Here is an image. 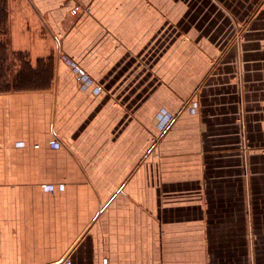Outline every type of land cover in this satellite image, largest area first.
Segmentation results:
<instances>
[{"label": "crops", "instance_id": "obj_1", "mask_svg": "<svg viewBox=\"0 0 264 264\" xmlns=\"http://www.w3.org/2000/svg\"><path fill=\"white\" fill-rule=\"evenodd\" d=\"M0 264H264V0H0Z\"/></svg>", "mask_w": 264, "mask_h": 264}, {"label": "built area", "instance_id": "obj_2", "mask_svg": "<svg viewBox=\"0 0 264 264\" xmlns=\"http://www.w3.org/2000/svg\"><path fill=\"white\" fill-rule=\"evenodd\" d=\"M57 43H58V47L60 48V41H57ZM67 60L69 61L70 65L72 66L74 71L79 75V79L82 83L83 88H87L88 86L93 84L92 77L88 73H86L80 66H78L76 61H74L70 58H67ZM101 89H102L101 86H97L95 88V91L100 92ZM188 109L190 110V112L196 113L197 109H198V101H195V100L189 101ZM174 120H175V114L174 113L168 111L167 109H162L156 115L155 125L160 132H163L167 128L170 127V125L172 124V122ZM56 138H57V136L55 133V139ZM53 144L56 146H59V143L57 141L53 142ZM62 187H63V185H62ZM49 189L51 191H53L54 190L53 185L49 186Z\"/></svg>", "mask_w": 264, "mask_h": 264}, {"label": "rangeland", "instance_id": "obj_3", "mask_svg": "<svg viewBox=\"0 0 264 264\" xmlns=\"http://www.w3.org/2000/svg\"><path fill=\"white\" fill-rule=\"evenodd\" d=\"M11 61V60H10ZM32 84V83H31ZM7 87L10 88V87H15L17 88V82L15 81H11V83H8V82H4V83H1V87ZM22 85H26L25 83H23ZM30 85V84H29ZM189 101H190V97L185 99L184 102H183V106H187L188 107V104H189ZM155 123V122H154ZM250 233H253V227H252V224H251V228H250Z\"/></svg>", "mask_w": 264, "mask_h": 264}]
</instances>
